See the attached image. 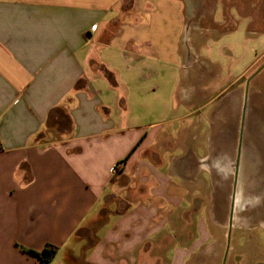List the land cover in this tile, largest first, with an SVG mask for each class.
<instances>
[{
    "label": "crops",
    "instance_id": "0c3cea01",
    "mask_svg": "<svg viewBox=\"0 0 264 264\" xmlns=\"http://www.w3.org/2000/svg\"><path fill=\"white\" fill-rule=\"evenodd\" d=\"M188 1L0 0V264H193L257 191L264 103L208 96Z\"/></svg>",
    "mask_w": 264,
    "mask_h": 264
},
{
    "label": "rangeland",
    "instance_id": "374dc122",
    "mask_svg": "<svg viewBox=\"0 0 264 264\" xmlns=\"http://www.w3.org/2000/svg\"><path fill=\"white\" fill-rule=\"evenodd\" d=\"M187 5L182 49L206 79L208 96L230 88L243 75L240 84L252 93L251 105L263 106L264 0H189ZM257 110L264 119V108ZM258 157L257 191L239 194L228 253L231 193L225 194L222 209L209 210L214 233L193 264H264V154Z\"/></svg>",
    "mask_w": 264,
    "mask_h": 264
},
{
    "label": "trees",
    "instance_id": "16d2710c",
    "mask_svg": "<svg viewBox=\"0 0 264 264\" xmlns=\"http://www.w3.org/2000/svg\"><path fill=\"white\" fill-rule=\"evenodd\" d=\"M122 163H125V160L122 161ZM28 255H30L33 258H36L40 264H51L52 261L55 259L57 250L53 247L45 248L41 252H35V251H27Z\"/></svg>",
    "mask_w": 264,
    "mask_h": 264
},
{
    "label": "water",
    "instance_id": "95a60500",
    "mask_svg": "<svg viewBox=\"0 0 264 264\" xmlns=\"http://www.w3.org/2000/svg\"><path fill=\"white\" fill-rule=\"evenodd\" d=\"M233 214H234V208H231V214L229 219V231H228V242H227V248H226V254L228 253L230 249V236L233 228Z\"/></svg>",
    "mask_w": 264,
    "mask_h": 264
},
{
    "label": "built area",
    "instance_id": "2783aa9c",
    "mask_svg": "<svg viewBox=\"0 0 264 264\" xmlns=\"http://www.w3.org/2000/svg\"><path fill=\"white\" fill-rule=\"evenodd\" d=\"M124 163L120 162L112 168V174H118L123 169Z\"/></svg>",
    "mask_w": 264,
    "mask_h": 264
}]
</instances>
